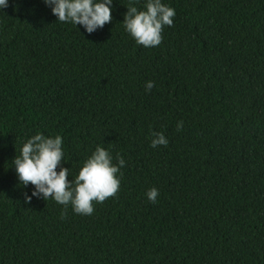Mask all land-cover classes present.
Returning a JSON list of instances; mask_svg holds the SVG:
<instances>
[{
  "label": "trees",
  "instance_id": "16d2710c",
  "mask_svg": "<svg viewBox=\"0 0 264 264\" xmlns=\"http://www.w3.org/2000/svg\"><path fill=\"white\" fill-rule=\"evenodd\" d=\"M161 2L149 48L123 26L147 0L91 34L43 0L0 9V264H264V0ZM37 133L62 137L69 181L97 146L121 156L116 196L64 219L24 203L12 160Z\"/></svg>",
  "mask_w": 264,
  "mask_h": 264
},
{
  "label": "clouds",
  "instance_id": "9594fccd",
  "mask_svg": "<svg viewBox=\"0 0 264 264\" xmlns=\"http://www.w3.org/2000/svg\"><path fill=\"white\" fill-rule=\"evenodd\" d=\"M51 6L52 14L63 23L82 25L91 34L97 28L112 22L113 0H43ZM8 7V0H0V9ZM146 10H138L131 3L124 14L123 26L137 45L145 48L159 46L165 26H173L175 10L161 0H147ZM155 86L148 81L145 91L150 92ZM183 121L177 123L180 131ZM151 147L167 146L168 140L162 132H153ZM62 137H45L37 133L23 144L20 155L12 163L17 178L24 187L34 186L31 196L24 193V203H31L32 197L52 199L64 206L61 219L67 215L71 205L76 214L90 216L94 212L93 204H102L106 199L115 197L120 189L118 173L125 166L124 159L117 155L118 164H113V157L105 148L97 146L92 155L84 162L75 179L69 181V169L62 166L64 153ZM60 168L57 171V168ZM122 175V173H120ZM151 203L157 202L159 192L152 188L147 192Z\"/></svg>",
  "mask_w": 264,
  "mask_h": 264
}]
</instances>
